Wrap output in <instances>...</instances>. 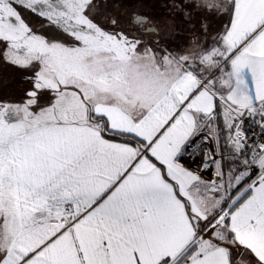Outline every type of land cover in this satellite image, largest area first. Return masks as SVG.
I'll return each instance as SVG.
<instances>
[{
	"label": "snow or ice",
	"instance_id": "snow-or-ice-1",
	"mask_svg": "<svg viewBox=\"0 0 264 264\" xmlns=\"http://www.w3.org/2000/svg\"><path fill=\"white\" fill-rule=\"evenodd\" d=\"M110 3L0 0V264H264V0Z\"/></svg>",
	"mask_w": 264,
	"mask_h": 264
},
{
	"label": "rangeland",
	"instance_id": "rangeland-1",
	"mask_svg": "<svg viewBox=\"0 0 264 264\" xmlns=\"http://www.w3.org/2000/svg\"><path fill=\"white\" fill-rule=\"evenodd\" d=\"M155 1V0H153ZM162 1V0H161ZM176 4H182L184 0H173ZM115 2H118V0H115ZM110 12L112 11H118V14L121 12V6L118 10H115L112 8L111 3L109 4ZM130 10V9H129ZM186 10V9H185ZM131 11V10H130ZM137 13V12H136ZM170 13H166L163 15V19L158 21V23H155V26L159 30V36L164 37L166 32L171 31L172 35L175 33V19L178 18V15L176 12H172V15H169ZM174 14V15H173ZM126 17L122 18V26L127 28V23H129L126 19ZM202 17L200 15H194L191 19V27L189 30V35L193 34L192 38H196L200 35V31L196 32L198 28H200V21ZM227 19L225 18L223 21L220 20L219 16H217L215 19L211 21L213 28L216 26V28L222 27V24L226 23ZM195 23H198V27H193ZM132 26V24H129ZM148 26H151V22ZM139 35V33H136ZM171 35V37H172ZM151 36H146L145 39H150ZM190 38V39H192ZM169 39L168 41H165L166 43H169L170 46H172V43ZM24 88V84L22 83V73L6 64H0V97H3L5 99L9 100H15L18 101L22 95V89Z\"/></svg>",
	"mask_w": 264,
	"mask_h": 264
},
{
	"label": "trees",
	"instance_id": "trees-1",
	"mask_svg": "<svg viewBox=\"0 0 264 264\" xmlns=\"http://www.w3.org/2000/svg\"><path fill=\"white\" fill-rule=\"evenodd\" d=\"M118 3L121 6L120 14H122V18L127 16V20H129L132 14L136 12L147 16H156L158 21L163 19L164 14L170 13L169 15H172V12H176L178 15V18L175 19L176 34L174 37H171V40L173 39L172 42L177 41L179 43L182 42V39L185 43L189 41L188 37H183L181 39L180 31L186 29L189 31L191 27V20H185L179 9L171 7V5L175 3L173 0H118ZM129 24L131 23H127V28L129 30H134V26ZM193 27H198V23H195Z\"/></svg>",
	"mask_w": 264,
	"mask_h": 264
},
{
	"label": "crops",
	"instance_id": "crops-1",
	"mask_svg": "<svg viewBox=\"0 0 264 264\" xmlns=\"http://www.w3.org/2000/svg\"><path fill=\"white\" fill-rule=\"evenodd\" d=\"M226 23H227V21H226ZM197 28V27H196ZM214 28H216V26L214 27ZM175 30V29H174ZM200 31V28H198L197 29V31L196 32H199ZM175 34H176V32L172 35V37H174L175 36ZM180 36H181V39L184 37H188V42H183V39H182V42H177V41H174V42H172V40H171V43H172V46H177V45H180V46H184V45H187L189 42H191V41H193L195 38H192V37H195V36H193V34H191V35H189V31L186 29V30H181L180 31ZM190 38H192V39H190Z\"/></svg>",
	"mask_w": 264,
	"mask_h": 264
},
{
	"label": "flooded vegetation",
	"instance_id": "flooded-vegetation-1",
	"mask_svg": "<svg viewBox=\"0 0 264 264\" xmlns=\"http://www.w3.org/2000/svg\"><path fill=\"white\" fill-rule=\"evenodd\" d=\"M151 18V21H154L155 23H158V19L156 16H148ZM160 21V20H159ZM159 31V30H158Z\"/></svg>",
	"mask_w": 264,
	"mask_h": 264
},
{
	"label": "built area",
	"instance_id": "built-area-1",
	"mask_svg": "<svg viewBox=\"0 0 264 264\" xmlns=\"http://www.w3.org/2000/svg\"><path fill=\"white\" fill-rule=\"evenodd\" d=\"M245 127H247V124L245 125Z\"/></svg>",
	"mask_w": 264,
	"mask_h": 264
}]
</instances>
